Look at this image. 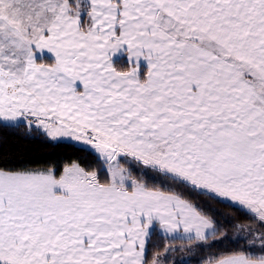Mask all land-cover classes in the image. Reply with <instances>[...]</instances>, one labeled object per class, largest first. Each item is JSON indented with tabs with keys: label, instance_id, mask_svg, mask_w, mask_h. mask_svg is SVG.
I'll list each match as a JSON object with an SVG mask.
<instances>
[{
	"label": "snow or ice",
	"instance_id": "1",
	"mask_svg": "<svg viewBox=\"0 0 264 264\" xmlns=\"http://www.w3.org/2000/svg\"><path fill=\"white\" fill-rule=\"evenodd\" d=\"M0 126L96 162L0 167V264H175L200 197L264 229V0H0Z\"/></svg>",
	"mask_w": 264,
	"mask_h": 264
},
{
	"label": "trees",
	"instance_id": "2",
	"mask_svg": "<svg viewBox=\"0 0 264 264\" xmlns=\"http://www.w3.org/2000/svg\"><path fill=\"white\" fill-rule=\"evenodd\" d=\"M73 161L82 165L96 167L94 158L82 151L80 146L73 142H50L35 133L28 134L24 127L0 126V167L19 170H46L52 168L57 175L63 167ZM197 203L206 209L213 210V219L223 227L224 234L218 235L207 242L188 244L187 241L176 239L170 243V247L178 245L177 251L169 258L175 264H203L205 260L219 259L223 256L236 252H245L259 256L264 254L261 245L249 244L246 233L237 231L233 226L243 225L259 231L258 223L252 221L251 217L245 215L232 207L222 203L209 201L200 197ZM159 234L153 236L152 243L159 246L162 251L168 241L158 238Z\"/></svg>",
	"mask_w": 264,
	"mask_h": 264
},
{
	"label": "rangeland",
	"instance_id": "3",
	"mask_svg": "<svg viewBox=\"0 0 264 264\" xmlns=\"http://www.w3.org/2000/svg\"><path fill=\"white\" fill-rule=\"evenodd\" d=\"M74 143V142H73ZM178 247V245H175L173 248H177Z\"/></svg>",
	"mask_w": 264,
	"mask_h": 264
}]
</instances>
